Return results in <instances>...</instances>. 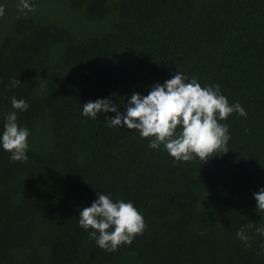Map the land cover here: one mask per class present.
Returning <instances> with one entry per match:
<instances>
[{
	"label": "trees",
	"instance_id": "obj_1",
	"mask_svg": "<svg viewBox=\"0 0 264 264\" xmlns=\"http://www.w3.org/2000/svg\"><path fill=\"white\" fill-rule=\"evenodd\" d=\"M19 2L0 0V135L12 111L30 135L26 162L0 144V264H264V0H29L26 15ZM176 72L245 109L219 121L228 153L177 163L82 114L97 99L125 113ZM98 194L143 216L131 245L107 252L79 225Z\"/></svg>",
	"mask_w": 264,
	"mask_h": 264
},
{
	"label": "clouds",
	"instance_id": "obj_2",
	"mask_svg": "<svg viewBox=\"0 0 264 264\" xmlns=\"http://www.w3.org/2000/svg\"><path fill=\"white\" fill-rule=\"evenodd\" d=\"M17 8L24 15L35 11L29 0H20ZM4 15L5 8L0 6V17ZM20 82L13 79L12 87H17ZM11 103L18 111L29 108L23 99L12 97ZM125 108L126 112L121 113L112 99H97L83 104L82 114L96 119L103 113L108 127L126 126L129 130H137L142 139L150 140V148L159 149L163 145L177 163L198 158L206 164L213 157L228 153L227 145L231 139L228 125L219 121L227 120L233 113L247 116L239 102L229 104L219 85L202 87L195 77L189 80L179 72L163 84L152 85L146 96L134 92ZM110 112L116 113L115 117H109L107 113ZM17 119L16 111L7 114L0 144L11 154V161L26 162L30 132L20 127ZM254 198L257 211L264 212V188L254 193ZM79 225L91 230V238L107 252L117 251L125 244L131 245L134 238L146 229L143 216L131 202H113L105 194H98L91 206L80 211ZM256 233L264 235V227H257ZM237 236L248 244L250 237L243 229L237 232Z\"/></svg>",
	"mask_w": 264,
	"mask_h": 264
},
{
	"label": "bare ground",
	"instance_id": "obj_3",
	"mask_svg": "<svg viewBox=\"0 0 264 264\" xmlns=\"http://www.w3.org/2000/svg\"><path fill=\"white\" fill-rule=\"evenodd\" d=\"M138 2V1H137ZM145 2V1H144ZM146 7V6H145Z\"/></svg>",
	"mask_w": 264,
	"mask_h": 264
}]
</instances>
